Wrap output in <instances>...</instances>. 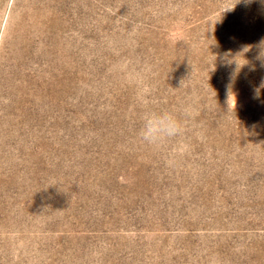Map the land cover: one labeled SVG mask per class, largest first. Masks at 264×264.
Returning a JSON list of instances; mask_svg holds the SVG:
<instances>
[{
  "label": "rangeland",
  "instance_id": "374dc122",
  "mask_svg": "<svg viewBox=\"0 0 264 264\" xmlns=\"http://www.w3.org/2000/svg\"><path fill=\"white\" fill-rule=\"evenodd\" d=\"M0 264H264V0H0Z\"/></svg>",
  "mask_w": 264,
  "mask_h": 264
},
{
  "label": "clouds",
  "instance_id": "9594fccd",
  "mask_svg": "<svg viewBox=\"0 0 264 264\" xmlns=\"http://www.w3.org/2000/svg\"><path fill=\"white\" fill-rule=\"evenodd\" d=\"M129 79L133 83H139L137 75L129 73ZM149 89L147 86H142L138 93L144 110L140 117V126L137 131V136L141 142L150 145L158 146L169 141L175 140L182 134V121L175 111L170 110H153L149 108L147 94Z\"/></svg>",
  "mask_w": 264,
  "mask_h": 264
}]
</instances>
